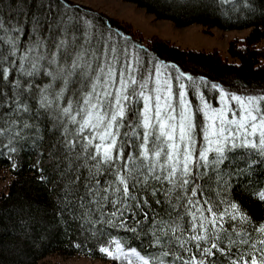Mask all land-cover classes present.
<instances>
[{
    "label": "snow or ice",
    "instance_id": "snow-or-ice-1",
    "mask_svg": "<svg viewBox=\"0 0 264 264\" xmlns=\"http://www.w3.org/2000/svg\"><path fill=\"white\" fill-rule=\"evenodd\" d=\"M81 9L0 0V155L45 157L59 222L116 233L99 248L116 264H264V217L232 195L243 179L264 204V88L194 77Z\"/></svg>",
    "mask_w": 264,
    "mask_h": 264
},
{
    "label": "trees",
    "instance_id": "trees-1",
    "mask_svg": "<svg viewBox=\"0 0 264 264\" xmlns=\"http://www.w3.org/2000/svg\"><path fill=\"white\" fill-rule=\"evenodd\" d=\"M122 1L136 5L157 20L171 21L180 28L201 25L206 31L215 28L222 31L248 29L250 33L244 39H233L229 43V58H224L217 51L183 50L156 38L146 42L132 26L119 25L90 9L82 8L81 14L87 12L88 18H98L95 23L110 26L114 34L119 31L130 42L142 45L153 58L174 63L181 71L194 77L204 76L208 81L232 91L244 87L264 88V47L260 46L264 40V0H254L255 11H233V5L238 6V0H231L223 8L185 7L180 0ZM13 164L17 166L13 168ZM41 168L43 172L38 171ZM49 171L46 158L35 152L23 151L12 158L6 152L0 155V176L9 172L12 179L0 193V243L3 244L0 259L4 264H39L52 256L66 259L86 256L104 264H116L99 251L101 245L114 247L109 241L116 233L99 239H85L73 226L66 228L59 222L51 185L39 179L41 175L48 176ZM248 175L252 184L264 185V166L257 167L254 173L249 172ZM234 188L232 195L237 201H242L254 217H264V204L258 203V197L247 195L251 190L248 183L241 179L235 182ZM74 242L80 247H76ZM128 243L135 246L137 242L129 240Z\"/></svg>",
    "mask_w": 264,
    "mask_h": 264
},
{
    "label": "rangeland",
    "instance_id": "rangeland-1",
    "mask_svg": "<svg viewBox=\"0 0 264 264\" xmlns=\"http://www.w3.org/2000/svg\"><path fill=\"white\" fill-rule=\"evenodd\" d=\"M73 3L82 5V8L93 10L94 12L114 20L119 25L125 27L132 26L133 30L139 31L146 42L151 38L170 42L183 50L219 52L224 58H229V43L233 39H244L250 30L222 31L212 29L206 31L201 25H191L188 27H177L173 22L167 20H157L154 15L148 14L145 10L132 3L122 0H73ZM131 28V27H130ZM264 47V40L260 43ZM176 74L175 69H170ZM9 172H4L0 176V193L5 190L11 181ZM39 264H104L100 260H93L86 256H76L70 259L60 256H52L43 260Z\"/></svg>",
    "mask_w": 264,
    "mask_h": 264
}]
</instances>
